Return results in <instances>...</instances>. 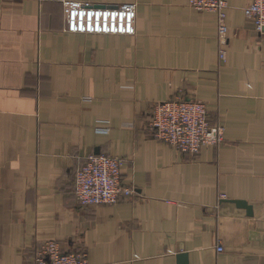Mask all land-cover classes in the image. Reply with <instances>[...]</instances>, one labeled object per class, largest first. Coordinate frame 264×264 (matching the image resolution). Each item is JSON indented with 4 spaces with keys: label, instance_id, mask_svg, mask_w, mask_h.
<instances>
[{
    "label": "crops",
    "instance_id": "obj_1",
    "mask_svg": "<svg viewBox=\"0 0 264 264\" xmlns=\"http://www.w3.org/2000/svg\"><path fill=\"white\" fill-rule=\"evenodd\" d=\"M63 1L135 5V33L69 34ZM223 1L225 62L215 14L188 0H0V264L49 242L89 264H264V38L251 0ZM176 98L224 142L189 156L154 140L152 106ZM100 154L125 159L134 195L80 207L74 171Z\"/></svg>",
    "mask_w": 264,
    "mask_h": 264
},
{
    "label": "built area",
    "instance_id": "obj_2",
    "mask_svg": "<svg viewBox=\"0 0 264 264\" xmlns=\"http://www.w3.org/2000/svg\"><path fill=\"white\" fill-rule=\"evenodd\" d=\"M197 12L216 16L218 56L226 60L229 28L226 22L227 5L223 0H188ZM66 31L75 35H119L135 33V5L99 7L88 2L63 1ZM245 19L252 22L254 31L264 38V0H251L244 8ZM148 128L154 140L167 144L181 155L196 156L206 146L224 142V128L212 123L206 106L196 100L172 99L155 103L149 115ZM122 157L104 154L90 155L73 174V194L83 208H97L128 200L134 195L121 182ZM222 247H216L222 252ZM27 264H89L84 249L62 252L59 245L49 242L38 247Z\"/></svg>",
    "mask_w": 264,
    "mask_h": 264
},
{
    "label": "water",
    "instance_id": "obj_3",
    "mask_svg": "<svg viewBox=\"0 0 264 264\" xmlns=\"http://www.w3.org/2000/svg\"><path fill=\"white\" fill-rule=\"evenodd\" d=\"M235 204L237 206H241V207H244L248 210L249 214H251V211H250V207H248L246 205V203L242 202V201H236ZM178 261H179V264H186V257L184 255H180L178 257Z\"/></svg>",
    "mask_w": 264,
    "mask_h": 264
}]
</instances>
